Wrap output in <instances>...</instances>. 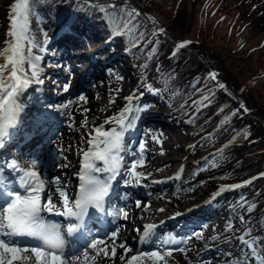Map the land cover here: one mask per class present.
Wrapping results in <instances>:
<instances>
[{"label":"snow or ice","instance_id":"6c2138e0","mask_svg":"<svg viewBox=\"0 0 264 264\" xmlns=\"http://www.w3.org/2000/svg\"><path fill=\"white\" fill-rule=\"evenodd\" d=\"M36 0H16L11 8L12 15L10 16V26L8 41L6 48L0 56L6 55V63L0 66V147L8 138L9 130L16 126L18 123L19 114L23 110V105L18 102V96L26 89L31 82L42 84L43 79L41 78V61L42 55H34L33 49H38L40 53H46V45L48 40H44V46L37 44L33 38L30 37V20L31 15V4H34ZM99 9V11L105 15L107 22L112 27L111 35L113 38L116 36L127 37L133 48H139L141 44L146 40V33L140 31L141 25L137 22L138 18L143 15L137 8L131 7L128 4V0H124L123 4L118 5L115 0H110L107 3H96L92 5ZM111 10V11H109ZM146 19L153 25L157 24V21L151 16H147ZM71 18L67 24V27H71ZM166 30L162 27H154L152 30L153 36L165 35ZM46 36V33H45ZM152 41H148L151 43ZM190 41H183L175 46V51L172 53L175 56L176 52L182 48H185ZM26 46V47H25ZM156 52V48L153 47L151 53H149L148 59H151L152 54ZM10 53V54H9ZM27 63L28 69L25 71L24 65ZM10 66V71H9ZM8 74L9 80L12 82L9 87H5L4 76ZM217 73H209L207 79L216 82V87L225 90L227 93V87L225 84L220 83L217 80ZM118 79H122L118 77ZM199 81H197L198 83ZM149 92L154 95H159L160 90L154 89L151 84L146 85ZM64 91H68L66 85ZM119 91V90H118ZM138 91V90H135ZM243 91V90H241ZM178 93H173L177 95ZM231 96V93H227ZM214 93L210 92L204 95L200 100L194 102V106L197 112L200 111L201 107L210 106L211 97ZM134 96L130 95L126 97L128 104L126 107L116 116H113L105 120L99 126H93L88 130L87 150L82 151L80 171L77 173L78 194L74 201L69 203L66 191H62L59 185V181L52 183L56 184V192L60 197L63 198L60 208H57V204L49 197L42 199V193L45 191V180L41 179V172L38 170L36 161H29L30 167L24 168L16 159L5 162V167L16 173H19L18 183L21 189H24L26 195H13L12 201L7 204L6 207L0 209V264H14L15 261L23 262L29 260V255L32 254L35 258V264H76L79 260V254L73 255L70 258H66L65 250L57 253L50 251L44 247H21L12 244L9 241V237L26 236L34 238L35 229L43 227V218L47 216L63 217L70 222L64 225L65 233L71 236L82 228L86 219L89 216L90 209L94 208L98 213L104 214L110 217L119 219L121 215L127 219L129 213L125 210V207H108V200L112 194L114 182L117 177L122 174L123 168V157L122 152L124 149V141L128 133L133 131L137 125L140 115L148 110L147 105H138L133 107L131 102ZM83 101L86 99L85 96L81 95L78 98ZM73 101L69 103L56 106L49 105L50 109L61 113L63 116L69 115V108ZM109 103H114L110 101ZM181 109L186 107V102L180 105ZM63 109L64 111H61ZM243 110L248 112L249 110L243 102L240 103L239 108L231 113L232 116ZM88 110L86 109L85 112ZM219 111L223 112L221 108ZM193 117H190L186 122L192 123ZM230 117L226 116L221 124L227 123ZM87 117L85 116L83 128H87ZM113 125L111 128H105V125ZM245 138L247 134L245 133ZM233 136V141L236 139ZM157 143L160 142L159 137H154ZM225 145L224 147H227ZM195 147V146H193ZM141 153L140 158L135 159L127 170V179L124 180V184L127 187L139 186L141 178L146 177L150 174L136 171L138 166H144L145 160L143 156L144 145H140ZM58 156L61 152L60 149H56ZM221 152L223 149L220 150ZM207 163V161H206ZM212 167H216L214 160L211 164ZM207 170V169H203ZM182 172V170H181ZM195 175V173H194ZM264 176V174H261ZM178 174L175 179H179ZM254 177L251 180L243 182V184L230 185L228 188L221 187L215 195H220L225 190H235L241 187H245L253 183ZM0 183H3V175L0 172ZM12 195V194H10ZM127 201L129 194H124L121 197ZM215 198V197H213ZM137 208H140L141 201L137 199L135 202ZM149 202L145 205L144 211L150 207ZM240 207H246L250 213L255 207V204L248 205L244 198L239 201ZM163 212L164 209H158ZM179 215V214H177ZM241 222H244L243 216L239 217ZM71 221H75L74 223ZM156 224L149 223L143 226V232L139 235L138 242L141 245L152 242L155 236ZM233 224L229 223L226 227V231H231ZM120 229H114L111 231V238L115 241L118 238ZM134 231L139 232V229ZM251 229L246 230L238 239L247 246L249 256L237 258L232 261L231 264H264V255L258 252L256 244L257 241L247 239L250 235ZM200 233H195L192 238L200 237ZM161 243L165 246V251H151L142 252L132 256L127 260V264H139L142 257H148L154 261H163V264H168V260L165 257H171L173 252L179 251L180 253L186 254L189 249L179 247L185 241L177 239L174 236L166 237ZM105 244L104 238H93L88 249L96 250L99 245ZM175 246V247H173ZM119 247L124 249V252L132 251L131 248L126 247L125 242L119 243ZM103 252L105 259H115L116 256V244L113 243L111 255L103 249L99 250ZM98 254V253H97ZM88 255L87 252L84 253ZM50 258V259H49ZM95 260V254L93 256ZM120 260L124 261L125 256L121 255ZM190 264H196L195 261Z\"/></svg>","mask_w":264,"mask_h":264},{"label":"rangeland","instance_id":"374dc122","mask_svg":"<svg viewBox=\"0 0 264 264\" xmlns=\"http://www.w3.org/2000/svg\"><path fill=\"white\" fill-rule=\"evenodd\" d=\"M119 3L123 4V1L119 0ZM151 5L153 11L156 10L161 16L163 14L170 22H172L176 10L178 14L181 12L177 19V26L181 34L177 35L178 38H175L171 35L172 33L170 34V32H168L173 40L178 39L183 42L186 40L179 38L187 36L192 37L198 41V45H203V50L212 56V61L216 63L218 60H222L223 64L218 65L222 68L221 71L224 73L228 83L234 87L233 88L229 85V88L227 86L228 84L226 85V82L224 81L229 89V92L227 93H231L233 99L234 96H237L238 99L239 97L240 99L245 98L246 107L249 110L242 118L241 113H237V115L232 116V119L228 121V123L233 126H237L240 122L244 123L238 126V129H234L232 126L228 125L229 128H233L231 133L239 138L242 137V135L239 134L240 131L243 132L245 129H249L251 137L248 140H243L247 142H252L258 137L264 135V0H156ZM10 10L11 9H9L8 12H10ZM1 13L2 6L0 3V14ZM11 14L12 13H9V16H11ZM181 25H184L185 29H183ZM9 26L10 22L4 21L2 16H0V53H3L6 48L4 43L8 40ZM42 35L44 40H49L52 35V33L49 32V29L45 28V25L42 28ZM83 46H88V44ZM83 46L78 48H82ZM102 46L104 48L101 49ZM107 47L108 44H105V42L102 41H94V45H89L87 47V49L90 50L89 53H91V67H96L97 61L102 62L110 55L113 56V53H111ZM33 51H37V49H34ZM138 52L140 54H145L148 50L142 51L143 53L140 51ZM193 52L196 54L195 50H193ZM197 56L202 62H205L206 67L212 66L209 59L199 56L198 54ZM113 57L112 65H103V68L112 66L110 69L113 70V73L110 74V79L108 80V77L105 79L110 85L105 88L103 86L104 80L98 78L97 80L100 82L97 81L92 85L94 88L93 92H98L99 86L104 89L101 90L95 99H92L91 103H88L89 99H85L79 104L74 103L79 96H77V94L73 96L74 99L72 98L73 103L70 108V114L75 115L79 120H76L74 124L70 123L68 128L73 129L75 140L68 143L69 140L63 139V141L66 142L63 147L67 150L65 153L67 156L74 154L81 147H84L88 139V130L93 126H99L105 120L119 114L128 104L125 99L126 97L133 95L134 98L131 104L133 106H138L136 99L141 98V96L136 97V95L141 91L139 89L141 86L134 82V76L132 77L133 74H129L127 67L123 70L118 68L120 56L114 55ZM2 58L3 56H0V66L2 65ZM69 61L70 59L68 62ZM89 61L90 57H84L80 61H75V63H77L78 69H80L81 67H85ZM152 71L154 72L155 70L152 69ZM67 72L71 74L73 71ZM118 77L122 79H118ZM217 80L219 82L222 81L218 77ZM66 85L68 86V89H70L73 86V82L67 78L63 87L65 88ZM149 93L150 95H153L152 92ZM144 94L145 93L141 91V95ZM150 95L148 94V96ZM85 97L88 98L90 95L86 94ZM65 101L67 102L69 99ZM110 101H114V103H109ZM176 103V105L173 104V108L175 109L180 107L183 102L179 101ZM147 105L149 106L148 109L155 111L156 107L153 103L147 102ZM75 107H77L76 110ZM86 109L88 110L87 112H85ZM187 111L188 113L186 114ZM167 113L170 115L165 116V114L156 113L160 117H165L172 122L164 126L161 123H157L154 126L152 125L158 130L153 134V138L159 137L160 142H156V145L151 148L155 154L152 156V161L151 158H149V163L144 166V170L148 173L161 174L166 172L162 176H157L159 178L165 176L169 177L179 169L184 173L181 179L171 183L169 189L159 192L161 199L152 202V204H155L154 207L166 211L179 210L182 207L189 206L191 199L186 198H190L192 195H194L193 199H196L197 197H199V199L201 198V195L203 194L198 191L200 181H192L189 176L195 171L194 169L196 166V161L192 155V148L194 143L195 145L205 147L212 142V139L207 136L208 133L197 132L199 128L198 123L192 122L190 125L186 123V117L194 113V111L191 112L187 107H184L183 109H177L176 112L170 111ZM98 114L101 115L99 120L98 116L94 118ZM85 116L88 121L87 128L82 127L85 121ZM236 116H240V118L238 119L237 124H233V120H235L234 117ZM92 119L93 121H91ZM94 119L96 122H94ZM253 119L258 122L257 127L253 125ZM70 126H72V128H70ZM109 126H111V124L105 125V128L107 129ZM254 128H257L259 132L255 131ZM77 131L80 132L78 135L76 133ZM243 141H241V143H246ZM200 142H203V144L200 145ZM234 142L240 143L237 142V140ZM178 149L181 150L179 155L176 153V150ZM215 149V147L211 148L210 151ZM260 149L261 147H254L253 150H247L245 152L251 153L252 158L258 153L259 155L254 158H262L260 162L263 166L264 154H262ZM233 154L236 156V152ZM161 160L165 167L158 166ZM63 165L66 167H62ZM70 167L71 164L68 161H62L59 166V171L61 174H64ZM167 167H172L174 170H164V168ZM256 173H258V175L264 174V168ZM214 181L218 182L217 179ZM215 188L217 189V187ZM215 188L213 187V189H211L209 187L204 193L208 195L211 190L214 191ZM218 188L221 187L218 186ZM171 190H173V193H171ZM189 193L192 195H189ZM174 195L175 198L172 197ZM215 204V207L221 211L220 201L217 200ZM151 212L157 213L156 210H151ZM219 216L220 215L218 214V217ZM229 223H233V221L228 220L227 218H218L215 223H210L208 225V229L212 230V232H207L202 229L198 230L196 233H200V237H203L204 240H209L210 236H213L212 234H222L224 238H222V236L211 237L217 239L210 242L207 248L217 249V246L222 247L217 249V251L214 254L212 253L213 255H210L209 257H198L197 254H195L193 256L188 255V258L199 264H229L230 261H235L237 258L249 256L250 254L247 249L238 250L234 248L237 245V238L233 237L231 232L226 231V227ZM233 242L235 243L230 247ZM226 246H229L227 250L224 249ZM190 247L192 246H189V248ZM198 251H202V248ZM177 259L178 263L184 264L181 261L182 257L179 256Z\"/></svg>","mask_w":264,"mask_h":264},{"label":"trees","instance_id":"16d2710c","mask_svg":"<svg viewBox=\"0 0 264 264\" xmlns=\"http://www.w3.org/2000/svg\"><path fill=\"white\" fill-rule=\"evenodd\" d=\"M89 1L102 2L109 0H88L86 1L87 3L78 2L77 4H75L73 0H36L34 4L30 5V16L35 13H41L42 15L35 17V22L51 19L53 25L58 19L65 17L70 11H95L98 13V8L87 5ZM133 1L136 3L135 8L141 13L151 15L157 21L156 25L158 27L164 28L166 32H170V34L172 33L171 35L178 38L177 35H180L181 32L177 26V19L181 12L178 14L176 10V14L172 19V22H170L163 14L161 16L156 10H152L153 7L151 4L156 0ZM0 2L7 10L14 5L16 0H0ZM117 4L120 5L122 3L118 2ZM131 7L133 6H130V8ZM137 22L141 25L140 31L146 33V40L141 45H143L145 49H149L150 53L153 47L156 48V52L152 54L151 59H148L149 55L140 54L138 52H142L140 50L141 46L139 48H133L128 38L124 36H116L114 38V42L118 45L129 46L125 51L129 58L133 60L132 66L135 76L140 77L143 75H149L153 64L159 62L160 67L158 71H156L154 84L160 88V94L157 96V100L161 106L172 108L173 104H177L176 102H186V107L191 112L194 111V113L190 114L187 118L189 119L190 117H193V122L200 125L197 132L209 133L211 131L209 137L213 142L206 145L204 150L214 147L218 143L229 144L222 152H219L216 155H211L207 158L206 166L209 170V175H212L215 178H221L222 180L240 179L250 177L252 174L264 168V164L262 166L260 162L262 158H254L259 155L258 153L252 158L251 153L245 152L247 150H253L254 147H261L260 150L262 151V154H264V135L258 137L252 142L243 141L248 140L251 137L249 129H245L243 132H239L242 137L235 139L240 143H235V140L233 141L232 138L236 135H233L231 132L233 128L238 129L237 127L244 123L240 122L237 126H233L229 124L228 121L232 119L231 113L239 108V104L231 96L225 93L223 89L216 87L215 81L207 79L209 73L213 69L218 74L217 77L220 78L224 84L226 82L228 87L229 85L233 87V85L228 83L224 73L221 71L222 68L218 65L223 64L222 60H218L216 64L212 61V56L203 50V45H198V41L189 36L179 38L190 41L191 43L185 48L177 51L175 56H173L172 49L174 48V45L168 36H153V28L149 26L144 15L140 16ZM181 27L185 29L184 25H181ZM148 41L152 42L148 43ZM193 50H195L196 54ZM197 54L209 59L212 66L206 67L205 62H202ZM197 81L199 82L197 83ZM208 92L214 93L211 97L210 106L201 107L200 111L197 112V109L194 106L195 99L203 94H209ZM173 93L178 94L173 95ZM241 99L246 106L245 98ZM179 108L181 109V107H178L177 109ZM221 108L224 109L223 112L219 111ZM238 113H241V118L246 114V112L242 110ZM226 116L230 117V119L227 123L221 124V121ZM239 118L240 116L234 117L235 120H233V124H237ZM249 123L251 124L250 121ZM252 123L257 127L258 122L255 119L252 120ZM228 125L233 128H229ZM254 130L259 132L257 128H254ZM245 133L247 134V138H245ZM241 141L246 143H241ZM235 152L236 156L233 154ZM213 160L217 165L216 167L211 166ZM252 184L254 188L250 190V193L255 191V194L250 198L247 196L246 201L248 205H256L254 208V214L253 210L249 213L247 208L240 207V204L233 206L235 207V212L238 217L243 216L244 221H248L246 225L251 229L249 239L257 241V250L264 255V208H262L264 206V176L259 177Z\"/></svg>","mask_w":264,"mask_h":264},{"label":"bare ground","instance_id":"6f19581e","mask_svg":"<svg viewBox=\"0 0 264 264\" xmlns=\"http://www.w3.org/2000/svg\"><path fill=\"white\" fill-rule=\"evenodd\" d=\"M136 4V3H135ZM74 12V11H73ZM143 15H144V17H145V19H146V17L147 16H149V14H147V13H143ZM146 21L148 22V24H149V26H151L152 28H154V27H158L157 25L155 26V25H153V24H151L147 19H146ZM81 34H82V31L81 30H73L71 27L69 28V27H67V24H66V26L61 30V32H60V34H59V37L58 36H53V38H52V41L53 40H56V39H59V38H66V37H77L78 38V41L81 43L82 42V36H81ZM166 36H168L169 38H170V41L171 40H173L172 38H171V36H170V34H168V32H166V34H165ZM90 51V50H89ZM83 54V51L82 52H77L76 53V56H78V55H82ZM51 55H53L52 57H54V58H50L51 60H53L54 62H55V65L53 66V65H51V67H50V69H56L59 65H57V63H59L60 61H61V59L60 58H56V57H58L57 56V54L56 53H51ZM47 59L49 58V57H46ZM55 60H57V61H55ZM6 63V57H5V59H4V63H3V65ZM2 65V66H3ZM9 68H10V66H9ZM83 68V67H82ZM81 68V69H82ZM24 69H25V71H27V69H28V65H27V63H25V65H24ZM72 69H76V66H75V64H73L72 65ZM89 70L90 71H92L91 73H96L97 71H95V69L93 68V67H91V68H89ZM8 76V74L6 73V77ZM55 76H57V75H55ZM96 75L95 74H92V75H90V77H95ZM99 77V76H98ZM107 77H104L103 78V76H102V80H105ZM110 78L108 77V80H109ZM98 82H100V81H98ZM92 85H94V84H92ZM90 86V89L88 90V94L90 95V99L88 100V103H91L92 102V99H95V96L93 95V94H91L92 92H93V90H94V88H93V86ZM108 85V83L105 81V84H104V86H107ZM30 87L28 86L27 87V89H29ZM102 90V88H100L98 91H101ZM96 92V91H95ZM71 93V92H70ZM67 94H69V93H61L58 97H57V99H56V101H59V99L62 97V96H64V95H67ZM58 104H60V105H63L64 103H62L61 104V101H59V102H57ZM76 103H81V100H79V99H77V101H76ZM93 103H95V102H93ZM61 111H64L63 109H61ZM51 112L50 113H47V115L48 116H51ZM98 116V120L100 119L99 117L101 116V115H96L94 118H96ZM76 120H79V118L78 117H76L75 115H72V116H70L68 119H66V122H67V124L69 123V122H71V121H76ZM91 121H93V119L91 120ZM94 122H96V120L94 119ZM166 125L167 124H169L168 122H166L165 123ZM57 127V126H56ZM58 128V127H57ZM66 131L67 132H69V134L66 136V137H69V139H70V141L68 142V143H70V142H72L73 140H74V132H73V130L71 129V130H69V129H66ZM52 132H50V134H51ZM77 133V135L80 133L79 131H77L76 132ZM31 135V134H30ZM65 137V136H64ZM61 144V141H59V143L58 144H56V146L54 147V149H53V151H52V153H50V154H48L47 155V158L48 159H50L51 161V164H52V167H54V164L55 163H57L58 161H60L61 160V158H62V155H60V156H57V154H56V152H57V150L56 149H60L59 148V145ZM61 150V149H60ZM176 153L179 155L180 153H181V150L180 149H178V150H176ZM175 155V154H174ZM72 159H73V157H71ZM165 167V166H164ZM171 167H167V168H164L165 170L166 169H170ZM52 185H54V183H52ZM68 193V191H66V194ZM158 199L157 198H155V199H153V201H157ZM144 208L145 207H143V209H142V211H144ZM147 211H148V208H147ZM146 211V212H147ZM145 211H144V213H146ZM139 217H140V215H137V210L136 209H134V211H130V214L128 215V217H127V220H128V225L126 226V228L123 230V235H124V240H126V245L128 244V248H131L132 249V251H130V252H127V253H125V254H128V253H132V252H134V250H135V247H134V245H133V239H134V237L136 236V234H134V228H133V225H136L137 226V229H139V224L137 223L138 221H139ZM123 237V236H122ZM196 241H200V244H202L203 245V239H200V240H197L196 239ZM113 243H115L116 244V246H118V244L119 243H117L116 242V240L115 241H113V239L111 238V237H109V239H108V241H107V243H106V245H107V247H111L112 245H113ZM198 242H195V246H194V250H198V248H199V245L197 244ZM122 252L123 251V249H121V248H119V252ZM128 255H130V254H128ZM143 258H145V257H143ZM166 259V258H165ZM27 260H25V261H23V262H20V261H15L14 262V264H24L25 262H26ZM115 259L113 260V259H109V262H112V263H114V264H116L115 262ZM98 262H102V264H107V261H103V259L101 258V257H99V260L97 261V262H94L93 264H98ZM163 264V263H162Z\"/></svg>","mask_w":264,"mask_h":264},{"label":"clouds","instance_id":"9594fccd","mask_svg":"<svg viewBox=\"0 0 264 264\" xmlns=\"http://www.w3.org/2000/svg\"><path fill=\"white\" fill-rule=\"evenodd\" d=\"M34 238L40 240L44 248L57 253L63 252L66 246L61 225L55 222L43 223V227L35 229Z\"/></svg>","mask_w":264,"mask_h":264},{"label":"water","instance_id":"95a60500","mask_svg":"<svg viewBox=\"0 0 264 264\" xmlns=\"http://www.w3.org/2000/svg\"><path fill=\"white\" fill-rule=\"evenodd\" d=\"M227 92H229V90L227 89ZM235 99H237L236 97H235Z\"/></svg>","mask_w":264,"mask_h":264}]
</instances>
